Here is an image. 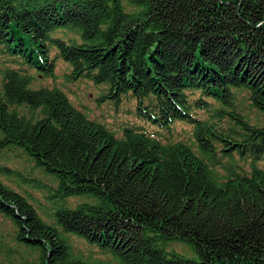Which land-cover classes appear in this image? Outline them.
Segmentation results:
<instances>
[{
	"label": "trees",
	"instance_id": "obj_1",
	"mask_svg": "<svg viewBox=\"0 0 264 264\" xmlns=\"http://www.w3.org/2000/svg\"><path fill=\"white\" fill-rule=\"evenodd\" d=\"M57 30L79 42L52 38ZM48 45L71 67L68 78L105 86L101 99L131 94L151 123L185 120L194 129L186 142L162 143L133 127L117 138L59 88H31L30 75L5 69L0 154L23 151L54 178L64 203L50 225L0 182V214L38 253L36 264H264V0H0L2 53L49 77L53 63L38 62ZM237 89L248 92L261 125L223 109ZM195 91L222 105L226 130L191 113L208 108L204 98L189 100ZM71 197L87 201L68 207ZM70 236L112 262L73 254ZM179 242L196 258L167 248Z\"/></svg>",
	"mask_w": 264,
	"mask_h": 264
},
{
	"label": "rangeland",
	"instance_id": "obj_2",
	"mask_svg": "<svg viewBox=\"0 0 264 264\" xmlns=\"http://www.w3.org/2000/svg\"><path fill=\"white\" fill-rule=\"evenodd\" d=\"M53 37H61L66 41L74 40L79 42L78 36L71 31L57 30L52 34ZM55 49H49V59L54 60V77H44L38 74L35 69L29 68L24 64L23 59L15 58L6 53L0 52V86L3 78L2 74L6 68L18 69L33 77L31 88L40 87H58L64 91L70 102L86 116L94 121L104 124L113 131L116 136L122 134L124 126L144 127L150 131L155 127L150 122L137 117L138 102L131 95H125L121 101L114 104L109 99H101L102 94H106L105 86L95 85L87 79H78L76 81L67 78L70 72V66L56 57ZM235 97V110L245 116L250 123H263L262 116L251 105L249 94L246 90L237 89L233 91ZM199 92H193L189 100L202 99ZM209 103L213 102L211 98H204ZM143 104H148L143 101ZM212 109L219 108L220 105L211 104ZM224 110L228 111L227 108ZM201 114V111H198ZM38 114V111L36 115ZM217 115V113H214ZM211 113L208 112V120ZM213 123L219 130H226L231 124L227 117L223 119L213 118ZM170 139H187L190 136V127L186 124L176 122L171 129L170 134H165ZM247 169L248 163H244ZM258 165L264 166V161H259ZM0 182L10 189L24 195L28 202L34 207L37 214L47 224L53 225V211L59 205L64 204L55 197L53 187L54 178L44 175L39 169L34 167V162L21 150L4 151L0 154ZM87 201L85 197H71L65 201L68 207H75L77 204ZM16 228L11 220L0 214V264H36L38 263V253L19 243L16 237ZM72 253L80 256L82 259L90 262L111 261V256L102 252L96 246L87 244L84 240L70 236ZM169 250H175L185 257L196 258L193 250L185 243H170L167 245ZM112 264H115L113 261Z\"/></svg>",
	"mask_w": 264,
	"mask_h": 264
}]
</instances>
